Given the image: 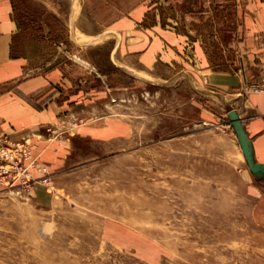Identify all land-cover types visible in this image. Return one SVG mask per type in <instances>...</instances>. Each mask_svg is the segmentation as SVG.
Returning <instances> with one entry per match:
<instances>
[{"label": "rangeland", "instance_id": "1", "mask_svg": "<svg viewBox=\"0 0 264 264\" xmlns=\"http://www.w3.org/2000/svg\"><path fill=\"white\" fill-rule=\"evenodd\" d=\"M13 4L15 52L31 75L57 72L90 94L40 132L72 143L58 170L41 160L51 183L0 192V264H264L255 182L225 106L234 93L218 86L242 75L195 71L190 42L147 56L146 24L127 19L139 0ZM171 43H187L185 56ZM111 127L121 134L96 137Z\"/></svg>", "mask_w": 264, "mask_h": 264}, {"label": "crops", "instance_id": "2", "mask_svg": "<svg viewBox=\"0 0 264 264\" xmlns=\"http://www.w3.org/2000/svg\"><path fill=\"white\" fill-rule=\"evenodd\" d=\"M14 11L13 0H0V138L9 136L20 140L29 135H40L47 125L57 124L70 105L82 103L90 93L88 89L84 90V84L76 92L71 91L73 84L57 72L31 75L34 71L28 60L15 52L19 24ZM130 15L133 17L127 18L130 25L144 22L147 26V56L151 47L162 41L190 42L195 71L242 75L226 77L233 84L218 86L233 91V98L225 105L227 113L236 109L241 114L255 158L264 163V92L261 90L264 89V0H139ZM166 20L170 24L169 30L163 28ZM119 29L115 33L123 40L126 37L124 29ZM81 34L94 38L101 36L98 33ZM171 45L164 47L169 51L171 47L178 58L185 56L187 43ZM119 49L116 47V54ZM134 71L140 69L136 67ZM178 72L189 73V69ZM233 101L238 103L237 107L230 104ZM98 132L96 137L108 138L121 134V129L111 127ZM71 147L69 142L57 147L40 140L37 153L55 171L66 164ZM241 154L243 156L242 150ZM243 159L245 161L244 156ZM245 164L255 182L252 186L253 217L264 233V181L258 180L246 161ZM257 243L264 247V235H258Z\"/></svg>", "mask_w": 264, "mask_h": 264}, {"label": "built area", "instance_id": "3", "mask_svg": "<svg viewBox=\"0 0 264 264\" xmlns=\"http://www.w3.org/2000/svg\"><path fill=\"white\" fill-rule=\"evenodd\" d=\"M51 132L52 128H49L47 133ZM40 137L30 135L20 140L9 136L0 138V192L24 197L30 195L37 184L51 183L49 168L37 153Z\"/></svg>", "mask_w": 264, "mask_h": 264}, {"label": "water", "instance_id": "4", "mask_svg": "<svg viewBox=\"0 0 264 264\" xmlns=\"http://www.w3.org/2000/svg\"><path fill=\"white\" fill-rule=\"evenodd\" d=\"M228 119L250 171L258 180L264 181V163L258 162L255 158L252 141L247 134L241 114L236 109H231L228 111Z\"/></svg>", "mask_w": 264, "mask_h": 264}, {"label": "bare ground", "instance_id": "5", "mask_svg": "<svg viewBox=\"0 0 264 264\" xmlns=\"http://www.w3.org/2000/svg\"><path fill=\"white\" fill-rule=\"evenodd\" d=\"M75 4H76V3H75ZM78 4H80V3H78ZM81 4H82V3H81ZM73 6H74V5H73ZM81 7H82V6H81ZM79 8H80V6H79ZM73 9H74V7H73ZM77 9H78V8H77ZM77 9H76V10H77ZM80 9H81V8H80ZM80 9H79V10H80ZM109 36H110V35H109ZM83 37H84V38H90V37H86L85 35H83ZM110 37H111V36H110ZM78 38H79V37H78ZM92 38H93V37H92ZM102 38H103V37H102ZM104 39H105V38H104ZM108 39H109V38H108ZM117 39H118V38H117ZM80 41H81V40H80ZM83 41H85V40L83 39ZM100 41H101V40H100ZM85 42H86V41H85ZM91 42H92V41H91ZM140 73H141V72H140ZM146 78H147V77H146ZM194 85H195V84H194ZM197 88H198V87H197ZM242 153H243V152H242ZM243 156H244V154H243ZM244 158H245V157H244ZM245 161H246V160H245Z\"/></svg>", "mask_w": 264, "mask_h": 264}]
</instances>
